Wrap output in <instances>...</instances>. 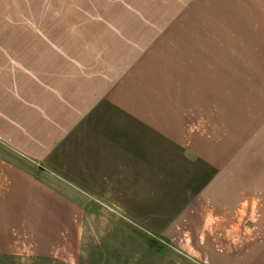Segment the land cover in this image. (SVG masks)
Here are the masks:
<instances>
[{"label":"crops","instance_id":"obj_1","mask_svg":"<svg viewBox=\"0 0 264 264\" xmlns=\"http://www.w3.org/2000/svg\"><path fill=\"white\" fill-rule=\"evenodd\" d=\"M153 10L0 0V232H79L94 207L180 223L210 198L211 142L188 131L187 70L140 64L162 51Z\"/></svg>","mask_w":264,"mask_h":264},{"label":"rangeland","instance_id":"obj_2","mask_svg":"<svg viewBox=\"0 0 264 264\" xmlns=\"http://www.w3.org/2000/svg\"><path fill=\"white\" fill-rule=\"evenodd\" d=\"M113 1L150 6L163 25L146 70L188 72V131L211 142L210 198L180 223L94 207L79 232H0V264H264V0Z\"/></svg>","mask_w":264,"mask_h":264}]
</instances>
